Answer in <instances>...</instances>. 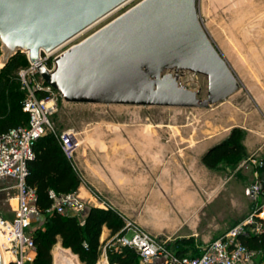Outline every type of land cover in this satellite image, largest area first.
<instances>
[{
  "label": "rangeland",
  "instance_id": "rangeland-1",
  "mask_svg": "<svg viewBox=\"0 0 264 264\" xmlns=\"http://www.w3.org/2000/svg\"><path fill=\"white\" fill-rule=\"evenodd\" d=\"M139 1L126 2L64 48ZM197 6L205 30L238 78L234 93L207 107L74 103L59 96L58 109L51 116L57 132L77 134L76 190L87 207H104L100 202L104 200L121 214L125 225L130 224L104 241L100 259L108 260V244L122 245L120 238H129L137 228L174 251L200 252L264 203L262 195L256 199L251 193L254 183L264 181L260 170L264 159V0H198ZM0 43L1 69L11 57L2 61ZM28 65L15 70L21 91L18 72ZM178 76L200 98L207 97L206 75L179 70ZM141 130L153 132L157 142L145 144ZM232 132L240 135L246 152L214 168L207 166L204 153ZM11 183L12 178L0 177V184ZM176 186L193 192L190 207L182 203ZM16 195L17 189L1 195L0 212L9 219L14 217ZM44 220L45 215H33L31 227L42 226ZM59 245L52 250L53 264ZM153 261L163 264L162 257L137 264Z\"/></svg>",
  "mask_w": 264,
  "mask_h": 264
},
{
  "label": "water",
  "instance_id": "water-1",
  "mask_svg": "<svg viewBox=\"0 0 264 264\" xmlns=\"http://www.w3.org/2000/svg\"><path fill=\"white\" fill-rule=\"evenodd\" d=\"M125 1L0 0L2 61L28 52L42 78L74 103L207 107L238 89L198 0H141L66 49L53 70L41 61V49H54ZM179 70L206 75L207 97L182 84Z\"/></svg>",
  "mask_w": 264,
  "mask_h": 264
},
{
  "label": "built area",
  "instance_id": "built-area-1",
  "mask_svg": "<svg viewBox=\"0 0 264 264\" xmlns=\"http://www.w3.org/2000/svg\"><path fill=\"white\" fill-rule=\"evenodd\" d=\"M79 34L52 50L41 49L40 59L49 70L56 67L57 57L75 44L64 48ZM26 54L29 65L21 68L18 74L21 87L25 92L22 105L29 115V120L26 124L12 127L0 134V177L14 180L11 184H0V204L2 194H8L12 189H17L14 217L9 219L0 212L2 236L0 247L9 256V261L5 264H31L37 254L31 225L33 215L40 214V211L36 205V189L28 185L26 180L27 163L35 155L36 141L47 133L54 134L73 168H75L73 159L78 147V138L74 131L57 132L54 128L51 116L58 109V100L61 95L42 78L37 70V64L30 60L28 52ZM251 193L257 199L262 193L261 183H254ZM49 195L53 199V204L47 209L48 212L56 210L63 214L80 216L87 213V204L77 190L58 193L50 189ZM100 202L104 207L112 208L106 201ZM261 215H264V203L250 213L244 221L207 243L199 254L194 255L179 254L138 228L129 238L122 237L120 240L122 245H128L137 251L142 263L162 257L163 264H262L255 261L259 251L249 248L239 239V235L246 232L248 225H254L256 230L263 228L264 223L257 220V217ZM128 225L130 224L128 223L125 227Z\"/></svg>",
  "mask_w": 264,
  "mask_h": 264
},
{
  "label": "trees",
  "instance_id": "trees-1",
  "mask_svg": "<svg viewBox=\"0 0 264 264\" xmlns=\"http://www.w3.org/2000/svg\"><path fill=\"white\" fill-rule=\"evenodd\" d=\"M28 64V58L19 51L0 69V134L12 127L26 124L29 120V115L22 105L25 92L21 91L15 80V70ZM34 151V157L27 163L26 180L28 185L36 189V205L40 214L45 215V220L42 226L33 228L32 237L37 254L31 264H53L52 250L57 243L70 248L82 263L97 264L103 253V227L107 226L111 235H115L124 228L125 220L117 210L95 205L88 207L84 216L63 214L56 210L48 212L47 209L53 204L49 190L54 189L58 193L76 190L78 179L71 161L54 134L41 136L35 143ZM245 152L246 147L240 135L232 132L227 138L211 146L204 153L203 161L207 166L214 168L223 160L239 157ZM260 170L264 173V159ZM261 192L264 197V181L261 183ZM257 220L264 223L261 216H258ZM246 229L245 233L239 235V239L249 248L259 251L264 264V226L256 230L254 225H248ZM106 253L108 260L113 264H137L140 260L137 251L128 245L111 242L106 247ZM177 253L194 255L200 252L188 253L186 249L181 248L177 249Z\"/></svg>",
  "mask_w": 264,
  "mask_h": 264
},
{
  "label": "bare ground",
  "instance_id": "bare-ground-1",
  "mask_svg": "<svg viewBox=\"0 0 264 264\" xmlns=\"http://www.w3.org/2000/svg\"><path fill=\"white\" fill-rule=\"evenodd\" d=\"M128 1H130V0H126L125 2L121 3L116 8H114L113 10L108 12L106 15L102 16L100 19H98L97 21L93 22L86 29L90 28L91 26H93L94 24H96L97 22L102 20L104 17H106L108 14L114 12L119 7L123 6ZM85 30H83L82 32H84ZM141 133L144 136V143L145 144L152 143L153 140L157 142V139L155 138L153 132H151L150 130H143V131L141 130ZM177 187H179V186H176L175 188H177ZM176 192L178 193L177 195H179L178 197H180L182 200H184V201H182V203L186 202L188 207H190V205L192 204L193 198L195 199L193 192L187 190V188H182L181 186H180V188L176 189ZM186 213H188V212H186ZM190 215L192 216V214H190ZM1 237L2 236H1V233H0V240H1ZM1 252H2V256H3V262L5 264V263H7L9 261V256L2 249H1ZM64 253H66V254H64ZM54 264H83V263L78 259V255L75 254L74 252H72V250L70 248H65L62 245H59L54 250ZM97 264H113V263H110L106 258H101V259L98 260Z\"/></svg>",
  "mask_w": 264,
  "mask_h": 264
},
{
  "label": "crops",
  "instance_id": "crops-1",
  "mask_svg": "<svg viewBox=\"0 0 264 264\" xmlns=\"http://www.w3.org/2000/svg\"><path fill=\"white\" fill-rule=\"evenodd\" d=\"M205 143L207 144V143H209V141H206ZM206 144H204V142H202V143L200 144V146L203 148V147H205ZM95 206H96V205H95ZM112 237H114V235H111L110 229H109L107 226H104V227H103L102 234H101V241H102V242H104V241H108V240L111 239ZM260 255H261V254H260V252H259L258 257L255 259L256 263H257V262L262 263V260H261V256H260ZM153 262H154V263H153ZM153 262H152L153 264H160V262H155V261H153ZM114 264H116V263H114Z\"/></svg>",
  "mask_w": 264,
  "mask_h": 264
}]
</instances>
